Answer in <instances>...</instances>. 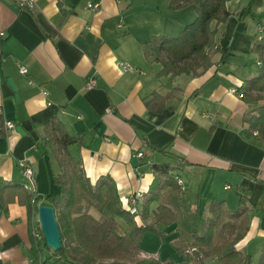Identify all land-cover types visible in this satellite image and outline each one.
<instances>
[{"label": "crops", "instance_id": "1", "mask_svg": "<svg viewBox=\"0 0 264 264\" xmlns=\"http://www.w3.org/2000/svg\"><path fill=\"white\" fill-rule=\"evenodd\" d=\"M29 1L33 8L26 6ZM169 1L0 0V32L5 34L0 37V183L21 186V163L27 160L37 198L61 195L52 181L60 168L46 142L55 120L78 138L64 152L79 161L91 184L109 177L122 208L137 211L139 222L142 202L158 184L151 165L170 162L169 154L182 160L175 174L181 200L192 209L206 215L211 202H220L234 212L244 201L240 219H245V233L235 247L257 264L264 247V141L246 133L242 117L264 101L251 103L231 90L243 94L244 81L257 74L252 46L263 22L238 19L234 14L245 0H234L233 8L229 0L226 9L232 15L216 27L219 52L212 55V66L198 77L158 76L162 64L146 58L142 44L159 35L177 37L196 18L192 5L171 10ZM91 3H98V9L88 8ZM226 50L229 55L222 60ZM252 54L256 72L245 62ZM18 65L27 73L21 74ZM90 81L94 86L87 90ZM171 91L162 112L147 109L145 101L153 93ZM7 122L15 127L8 133ZM22 194L0 191V264H32L30 231L39 219L33 212L30 220ZM169 195L163 191L150 211L167 204ZM40 205L50 206L38 199L34 206ZM89 213L100 217L92 209ZM103 214L113 217L109 204ZM117 222L121 233L129 232L123 220ZM155 227L166 235L160 239L144 233L142 257L183 263L184 254L173 248L180 243L175 224Z\"/></svg>", "mask_w": 264, "mask_h": 264}, {"label": "trees", "instance_id": "2", "mask_svg": "<svg viewBox=\"0 0 264 264\" xmlns=\"http://www.w3.org/2000/svg\"><path fill=\"white\" fill-rule=\"evenodd\" d=\"M228 1H169L168 8L171 10L192 5L196 18L192 23L183 26L177 37L159 35L142 44L145 57L153 58V61L162 64L158 76L185 74L198 77L212 66V55L219 52L215 38L216 27L226 23L232 15L226 9ZM260 2L248 0L234 16L238 19L255 18L254 7L260 6ZM213 22L214 28L211 27ZM252 51L256 53L260 65L257 74L244 81L242 99L258 103L264 101V34L254 42ZM228 55L226 50L222 53L221 59L225 60ZM172 93L173 91L165 96L153 93L145 101L147 109L154 113L162 112L165 109V102L171 98ZM242 123L246 126L245 131L248 135H255L264 141V105L245 113ZM77 141L78 138L69 136L59 122L54 120L50 123L46 132V142L60 168L59 172L52 176V181L60 186L61 195L36 197L35 201L44 200L54 209L60 231L61 248L52 251L45 244L40 227H31L32 264H171L170 261L152 256L139 257L142 256L140 241L144 233H152L160 239L165 237L164 232L156 229L157 223L164 226L175 224L180 245H174L173 248L176 253L184 254V262L179 264H207L211 260L217 261L218 264H253L250 254L238 251L235 247L243 238L245 228L237 231L236 226L225 222L220 230L228 228V235L233 238L215 240L216 229L223 216L237 220L244 213L242 199L239 200V206L234 212L224 210L220 202H211L208 209L209 217H205L201 210L192 209L181 200L182 188L175 181V173L180 169L182 160L168 154L172 162L169 160L170 162L151 165L158 184L156 190L147 194L142 202L137 222L133 213L122 208L109 177H100L91 184L79 161L64 152L69 145ZM5 188L11 189L13 195H18V191L23 193L24 199L21 198L20 202L26 205L31 220L33 212H37V208L31 202V194L23 189L22 185L0 183V191ZM166 190L170 191L168 203H158L155 211H150V205L158 202L161 193ZM108 204L113 217L103 214ZM90 209L98 212L100 217L95 218L89 213ZM150 217L152 222H149ZM117 219L128 225V233L118 231ZM34 229L38 231L37 235L33 234ZM44 250L50 252L47 257H44ZM257 264H264V247L260 249Z\"/></svg>", "mask_w": 264, "mask_h": 264}, {"label": "built area", "instance_id": "3", "mask_svg": "<svg viewBox=\"0 0 264 264\" xmlns=\"http://www.w3.org/2000/svg\"><path fill=\"white\" fill-rule=\"evenodd\" d=\"M24 5V4H23ZM26 6L28 8H33V2L32 1H29L28 3H26ZM99 7V4L98 3H91V4H88V8H90L91 10L95 11L97 10ZM257 31L259 33V39L262 37V35L264 34V22L263 23H258L257 25ZM5 34L3 32H0V37H4ZM260 65V63H259ZM120 67L122 68H128L129 65L127 63H120L119 64ZM18 69H19V72L21 74H26L27 73V70L24 66H21V65H18ZM94 86V81H90L88 83H86L85 85V89H91L92 87ZM232 93H236L237 94V97L242 99V93L241 92H238L236 90H231ZM43 94L45 95L46 93L43 92ZM111 113V111H108ZM208 118H212V116H207ZM14 124L10 123V122H7L5 123V131L6 133L14 130ZM137 157L138 158H143V154L142 153H138L137 154ZM22 165V173H21V176L23 178V183H22V186H23V189H25L26 191H28L29 194H31L32 196V199H31V202L32 204L34 205L35 204V198L37 197V193H36V188H35V175H34V170H33V166L32 164L25 160V161H22L21 163ZM175 181L176 183L182 188L181 186V180L175 176ZM226 188H229L228 186ZM135 212V213H134ZM133 213L136 214L137 211H134ZM33 228L36 227V226H32ZM33 234L34 235H37L38 234V231L37 230H33Z\"/></svg>", "mask_w": 264, "mask_h": 264}, {"label": "rangeland", "instance_id": "4", "mask_svg": "<svg viewBox=\"0 0 264 264\" xmlns=\"http://www.w3.org/2000/svg\"><path fill=\"white\" fill-rule=\"evenodd\" d=\"M248 2V0H245V3L244 4H242V6H244L245 4H247V2ZM261 2H260V6H258V7H254V13H255V18H251V17H249V21L250 22H252L251 20L252 19H259L258 21H261V22H264V0H260ZM234 4H235V1L234 0H232V3H231V7L233 8L234 7ZM241 6V7H242ZM241 7H239V9L241 8ZM257 9H259L260 11H259V13H258V15H256V11H257ZM250 31H253V28H252V25H251V30ZM257 40V39H256ZM255 60H256V56L255 55H250L249 57H247L246 59H245V62L246 63H248L247 64V67L248 68H253L254 69V71L256 72L257 71V63L255 64ZM67 171L69 172L70 170H68L67 169ZM70 173V172H69ZM230 191H234L233 189L232 190H230ZM227 206L230 208V210H231V208H233L234 206H231L230 204H227ZM234 209V208H233ZM225 210H227V207L225 208ZM92 211L93 212H96L94 209H92ZM232 211V210H231ZM230 211V212H231ZM233 212V211H232ZM207 211H206V215H204L205 217H209V214L207 215ZM93 214H95V213H93ZM225 222H229V223H231V224H233L234 226H236L237 227V231L239 230V231H242L243 230V228H244V224H245V219L242 217L241 219L239 218V219H237V220H230V219H228L227 217H225V216H223L222 217V219H221V222L219 223V226L217 227V229H216V236H215V240L216 241H221V240H231L232 238H233V236H229L228 235V233H229V231L226 229V230H220L221 229V226H222V224L223 223H225ZM119 231V230H118ZM120 232V231H119ZM180 242V241H179ZM179 245H180V243H179ZM50 254V252L48 251V250H44V257H47L48 255ZM253 255V254H252ZM139 257H141V258H144V257H142V256H139ZM207 264H218L217 263V261H215V260H211V261H208L207 262ZM254 264V263H253Z\"/></svg>", "mask_w": 264, "mask_h": 264}, {"label": "water", "instance_id": "5", "mask_svg": "<svg viewBox=\"0 0 264 264\" xmlns=\"http://www.w3.org/2000/svg\"><path fill=\"white\" fill-rule=\"evenodd\" d=\"M11 88L14 89V86L10 80H8ZM137 159L136 157L132 158V166H136ZM39 227L43 234L45 244L52 251H57L61 248L60 241V231L57 225L55 218L54 209L50 206L40 205L37 207Z\"/></svg>", "mask_w": 264, "mask_h": 264}]
</instances>
